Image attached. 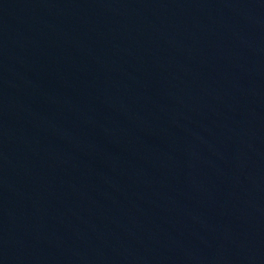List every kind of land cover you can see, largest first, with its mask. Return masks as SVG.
Masks as SVG:
<instances>
[{"label": "water", "instance_id": "95a60500", "mask_svg": "<svg viewBox=\"0 0 264 264\" xmlns=\"http://www.w3.org/2000/svg\"><path fill=\"white\" fill-rule=\"evenodd\" d=\"M0 264H264V0H0Z\"/></svg>", "mask_w": 264, "mask_h": 264}]
</instances>
